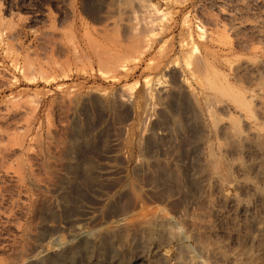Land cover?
I'll return each instance as SVG.
<instances>
[{
    "label": "rangeland",
    "instance_id": "374dc122",
    "mask_svg": "<svg viewBox=\"0 0 264 264\" xmlns=\"http://www.w3.org/2000/svg\"><path fill=\"white\" fill-rule=\"evenodd\" d=\"M0 264H264V0H0Z\"/></svg>",
    "mask_w": 264,
    "mask_h": 264
},
{
    "label": "bare ground",
    "instance_id": "6f19581e",
    "mask_svg": "<svg viewBox=\"0 0 264 264\" xmlns=\"http://www.w3.org/2000/svg\"><path fill=\"white\" fill-rule=\"evenodd\" d=\"M183 85H184V84H183ZM246 113H247V112H246ZM224 127H225V126H224ZM229 127H230V126H229ZM251 130H252V129H251ZM5 174H6L7 177L12 178V179H13L14 176H15V173H13V174H14V176H13V175L11 174V172H10V173H9V172H8V173L6 172ZM15 178H16V177H15ZM185 259H186V258H185Z\"/></svg>",
    "mask_w": 264,
    "mask_h": 264
}]
</instances>
